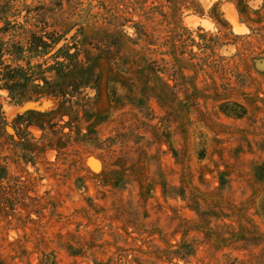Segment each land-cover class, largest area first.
<instances>
[{
	"label": "rangeland",
	"instance_id": "rangeland-1",
	"mask_svg": "<svg viewBox=\"0 0 264 264\" xmlns=\"http://www.w3.org/2000/svg\"><path fill=\"white\" fill-rule=\"evenodd\" d=\"M0 103V264H264V0H0Z\"/></svg>",
	"mask_w": 264,
	"mask_h": 264
},
{
	"label": "trees",
	"instance_id": "trees-1",
	"mask_svg": "<svg viewBox=\"0 0 264 264\" xmlns=\"http://www.w3.org/2000/svg\"><path fill=\"white\" fill-rule=\"evenodd\" d=\"M57 40H58V39H56V41H57ZM41 45L46 46V43H45L44 41H42V42H41ZM39 47H41V46L31 45V50H33V51H37ZM75 56H76V53H70V52L68 51V52L65 54L64 57L67 59V58H71V57H75ZM59 64H60V66H63V64H61V63H59ZM11 71H13V70H10L6 75H11V74H12ZM10 78H13V77L10 76ZM9 90L12 91L11 89H9ZM10 95L12 96V99H13V100L16 99V97L13 96L12 93H10ZM1 115H3V112H2V105H1V103H0V118L2 117Z\"/></svg>",
	"mask_w": 264,
	"mask_h": 264
}]
</instances>
